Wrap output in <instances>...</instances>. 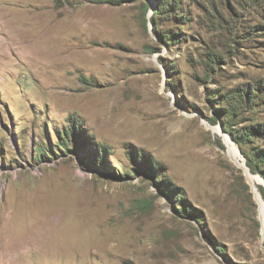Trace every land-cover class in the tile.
Masks as SVG:
<instances>
[{
	"label": "rangeland",
	"instance_id": "374dc122",
	"mask_svg": "<svg viewBox=\"0 0 264 264\" xmlns=\"http://www.w3.org/2000/svg\"><path fill=\"white\" fill-rule=\"evenodd\" d=\"M0 264H264V0H0Z\"/></svg>",
	"mask_w": 264,
	"mask_h": 264
},
{
	"label": "bare ground",
	"instance_id": "6f19581e",
	"mask_svg": "<svg viewBox=\"0 0 264 264\" xmlns=\"http://www.w3.org/2000/svg\"><path fill=\"white\" fill-rule=\"evenodd\" d=\"M227 144H228V150L230 152V154L233 156V157H236L237 154H236V151H235V148L230 144L229 140H227ZM37 225L36 224H33V227L32 228H35Z\"/></svg>",
	"mask_w": 264,
	"mask_h": 264
}]
</instances>
